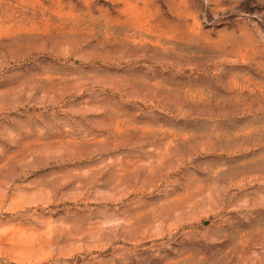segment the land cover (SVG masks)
I'll return each instance as SVG.
<instances>
[{
	"label": "rangeland",
	"instance_id": "rangeland-1",
	"mask_svg": "<svg viewBox=\"0 0 264 264\" xmlns=\"http://www.w3.org/2000/svg\"><path fill=\"white\" fill-rule=\"evenodd\" d=\"M0 264H264V0H0Z\"/></svg>",
	"mask_w": 264,
	"mask_h": 264
}]
</instances>
